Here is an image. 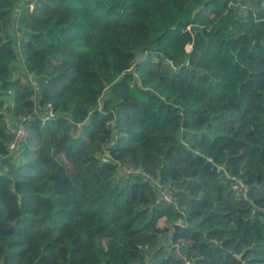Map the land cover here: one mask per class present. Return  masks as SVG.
I'll return each instance as SVG.
<instances>
[{"label": "trees", "instance_id": "16d2710c", "mask_svg": "<svg viewBox=\"0 0 264 264\" xmlns=\"http://www.w3.org/2000/svg\"><path fill=\"white\" fill-rule=\"evenodd\" d=\"M0 170V264H264V0H0Z\"/></svg>", "mask_w": 264, "mask_h": 264}, {"label": "built area", "instance_id": "2783aa9c", "mask_svg": "<svg viewBox=\"0 0 264 264\" xmlns=\"http://www.w3.org/2000/svg\"><path fill=\"white\" fill-rule=\"evenodd\" d=\"M17 33V44L21 43V33L19 31V28H15ZM5 127L6 131L10 136L9 141L6 144L7 152L6 154L1 157V159L7 160L8 162H12L13 164H16V160L18 158L17 154L19 153V150L22 148L23 142L27 139L28 131L25 128V125L22 123V121L18 120L17 118H6L5 119ZM219 170L222 169L220 166L218 167ZM120 171L127 175H140L145 180H147L156 196L167 202H172L171 192L169 188L162 184L157 178H154L151 174L148 172L132 167L130 165H120ZM1 172V170H0ZM225 176H228L225 174ZM234 182L232 184V189L235 192V195L239 197H245L247 186L241 182V180L237 178H233ZM170 248L174 255L181 261V264H192V261L188 258L187 253L185 250L181 248V246L178 243H170Z\"/></svg>", "mask_w": 264, "mask_h": 264}, {"label": "rangeland", "instance_id": "374dc122", "mask_svg": "<svg viewBox=\"0 0 264 264\" xmlns=\"http://www.w3.org/2000/svg\"><path fill=\"white\" fill-rule=\"evenodd\" d=\"M188 47H189V46H187V47H186V48H187V50H188Z\"/></svg>", "mask_w": 264, "mask_h": 264}]
</instances>
